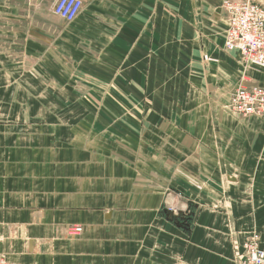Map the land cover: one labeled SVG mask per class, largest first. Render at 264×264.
<instances>
[{"label": "crops", "instance_id": "1", "mask_svg": "<svg viewBox=\"0 0 264 264\" xmlns=\"http://www.w3.org/2000/svg\"><path fill=\"white\" fill-rule=\"evenodd\" d=\"M56 1L0 0V254L235 264L252 232L264 251V118L228 110L264 67L224 49L226 0H82L71 23Z\"/></svg>", "mask_w": 264, "mask_h": 264}, {"label": "built area", "instance_id": "2", "mask_svg": "<svg viewBox=\"0 0 264 264\" xmlns=\"http://www.w3.org/2000/svg\"><path fill=\"white\" fill-rule=\"evenodd\" d=\"M83 7L82 0H57L55 16L71 23ZM225 19L224 49L236 51L241 59L264 67V7L251 0H226L222 3ZM228 110L240 118H264V88H236L230 95ZM81 226H69L65 234L75 238L82 234ZM0 264H19L0 254ZM235 264H264V251L259 247V235L252 232L235 256Z\"/></svg>", "mask_w": 264, "mask_h": 264}, {"label": "water", "instance_id": "3", "mask_svg": "<svg viewBox=\"0 0 264 264\" xmlns=\"http://www.w3.org/2000/svg\"><path fill=\"white\" fill-rule=\"evenodd\" d=\"M167 215H172L171 212H169ZM182 216H184L183 213L181 212H178L174 217L173 219H177V220H182ZM192 217V214L188 215V218H191Z\"/></svg>", "mask_w": 264, "mask_h": 264}]
</instances>
